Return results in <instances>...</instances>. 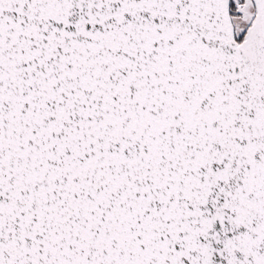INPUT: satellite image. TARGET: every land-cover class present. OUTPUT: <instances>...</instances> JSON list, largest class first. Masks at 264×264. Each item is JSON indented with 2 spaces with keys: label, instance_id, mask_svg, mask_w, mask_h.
<instances>
[{
  "label": "snow or ice",
  "instance_id": "6c2138e0",
  "mask_svg": "<svg viewBox=\"0 0 264 264\" xmlns=\"http://www.w3.org/2000/svg\"><path fill=\"white\" fill-rule=\"evenodd\" d=\"M0 264H264V0H0Z\"/></svg>",
  "mask_w": 264,
  "mask_h": 264
}]
</instances>
